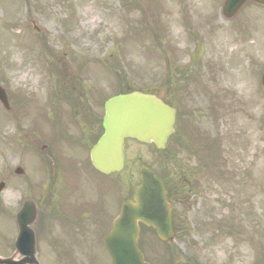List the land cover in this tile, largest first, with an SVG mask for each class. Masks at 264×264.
<instances>
[{"label":"rangeland","instance_id":"rangeland-1","mask_svg":"<svg viewBox=\"0 0 264 264\" xmlns=\"http://www.w3.org/2000/svg\"><path fill=\"white\" fill-rule=\"evenodd\" d=\"M223 2L0 0V86L10 103H0L1 257L12 255L16 214L33 199L41 264H110L95 233L64 221L53 230L50 210L65 217L86 205L107 222L100 202L116 198L117 216L144 163L187 182L172 201L175 241L145 236L151 264H264V8L248 4L226 21ZM127 91L173 102L185 147L128 141L115 193L73 166L83 163L81 143L89 150L101 133L102 101Z\"/></svg>","mask_w":264,"mask_h":264},{"label":"water","instance_id":"water-1","mask_svg":"<svg viewBox=\"0 0 264 264\" xmlns=\"http://www.w3.org/2000/svg\"><path fill=\"white\" fill-rule=\"evenodd\" d=\"M249 2L264 6V0H225L224 18H234ZM261 86L264 90V74ZM0 101L6 109L9 108L8 97L1 87ZM175 124L176 110L154 95L134 92L117 96L106 103L104 134L91 149L92 164L105 175L120 173L125 167L126 140L154 144L158 150H164L175 134ZM17 173L22 170L18 169ZM4 188L5 184L0 183V193ZM172 211L164 181L142 165L140 183L133 189L132 199L123 202L113 231L105 240L113 264H145L139 245L141 224L154 229L162 241L172 242L175 231ZM37 219L36 204L25 202L17 216L20 233L15 253L10 258H0V264H40L36 236L29 227ZM19 257L20 261L17 260Z\"/></svg>","mask_w":264,"mask_h":264},{"label":"flooded vegetation","instance_id":"flooded-vegetation-1","mask_svg":"<svg viewBox=\"0 0 264 264\" xmlns=\"http://www.w3.org/2000/svg\"><path fill=\"white\" fill-rule=\"evenodd\" d=\"M74 115H76V117H79L80 113H77ZM80 117L82 118V116H80ZM83 117H85L86 119H90V115H88V114H84ZM92 126H95V125H92ZM99 137H100L99 133L96 134L95 137H93L94 142L92 143L91 147L94 145V143L98 140ZM83 139H84V141H88L87 138H83ZM70 140L72 141L73 139H70ZM85 146H88L87 144H85V142L81 143L82 149L79 146L80 150H82L81 153L85 152V157H83L84 158L83 163H80L79 161L75 160L73 167L82 168V169L90 168V170H92V172L94 174H96L97 177H100L99 181H103L105 183H108L107 186L109 187V189L114 190L116 193V174L106 177V176H103L101 173H99L88 161L90 148H89V150H87V148L86 149L84 148ZM46 147L47 146L43 147L42 151H45ZM86 154H88V156ZM57 168H58L59 173H58V175H56V173H55V179H59L62 176V174H64L62 170H59V168H60L59 165H57ZM75 172H76V169H74V168L72 169L70 166V168L68 169V174L65 178L66 181L68 180V183L71 181L70 178L74 176ZM95 180H97V179H95ZM100 205H101V209L103 211H107V212L111 211L112 212V214L109 215L107 222H103L104 219L101 220L100 218L94 217L93 212L86 205H82L80 207V209L78 211H75V212H71L70 210H68L65 217H61L60 214H59V216H57L58 212L53 208L52 210H50V212L51 213L53 212L55 217H54V220L52 221L54 224L51 225V228L53 230H56V229L60 230V228L62 226H59V223H61V221H64L68 226H72L76 233H81V234H86L88 232L95 233L97 235L98 241L102 245V248L105 249L104 239L112 231L113 223L116 219V198L113 199L112 201L107 200V199L103 200L102 202H100ZM95 210H97V209H95ZM102 210H101V214L103 212ZM55 212H57V213H55ZM102 215H104V214H102ZM40 223H41V216H40V221H39V229L42 230V224H40ZM36 233H37V235H39L38 229H36ZM52 238H53V236H52Z\"/></svg>","mask_w":264,"mask_h":264},{"label":"trees","instance_id":"trees-1","mask_svg":"<svg viewBox=\"0 0 264 264\" xmlns=\"http://www.w3.org/2000/svg\"><path fill=\"white\" fill-rule=\"evenodd\" d=\"M181 116V115H180ZM181 128V118L179 119V122H178V129H180ZM177 138V136L174 138V139H176ZM173 139V140H174ZM178 195V194H177Z\"/></svg>","mask_w":264,"mask_h":264}]
</instances>
